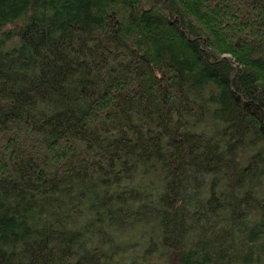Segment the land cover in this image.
<instances>
[{"label": "trees", "instance_id": "1", "mask_svg": "<svg viewBox=\"0 0 264 264\" xmlns=\"http://www.w3.org/2000/svg\"><path fill=\"white\" fill-rule=\"evenodd\" d=\"M0 264H264V0H0Z\"/></svg>", "mask_w": 264, "mask_h": 264}]
</instances>
